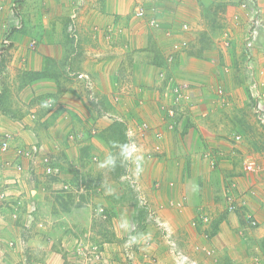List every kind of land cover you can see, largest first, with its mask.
Returning <instances> with one entry per match:
<instances>
[{
  "label": "rangeland",
  "instance_id": "1",
  "mask_svg": "<svg viewBox=\"0 0 264 264\" xmlns=\"http://www.w3.org/2000/svg\"><path fill=\"white\" fill-rule=\"evenodd\" d=\"M140 5L146 13L143 18L136 14ZM9 27L11 43L0 56V109L18 119L35 113L40 139L29 142L37 146L36 156H17L16 149L29 143H18L11 132L0 134V153L13 154L12 160L4 158L6 166L18 160L12 164L16 175L10 177L31 175L42 184L44 194L27 202L25 190L10 203L12 192L0 194V231L10 235L0 239V264H44L54 259L62 264H164L166 260L158 263L151 249V234L157 232L168 238L173 257L180 252L184 264H205L203 258L210 255L197 258L178 247L159 212L164 207H155L143 187L145 164L164 151L163 142L186 134H191L185 142L196 155L201 153L200 141L192 139L206 135L207 140L215 137L213 143L207 141L211 148L233 159V169L224 174L225 188L239 195L234 203L241 229L248 234L262 226L264 231V216L239 204L240 195L248 190L260 194L257 182L264 178V169L257 172L264 166V0H0V46ZM60 39L67 48L61 61L50 56L46 69L27 68L30 53L42 59V43ZM88 49L121 58L112 91L96 80L90 89L78 78L76 71L85 61L79 55ZM148 57L154 71L135 75V61ZM75 80L90 95L91 108L98 112L94 128L101 129L100 139L109 152L116 151L113 142L136 145L143 156L138 177L130 161L118 163L114 170L100 168L105 155L99 143L89 160H80L77 150L72 162L67 150L74 137L66 133L71 132L67 125L59 128V142L51 147L47 132L52 126L46 118L50 107L42 105L57 101L61 88ZM220 138L227 142L222 144ZM84 139L83 132L79 142ZM2 142L11 145L10 152L1 150ZM191 154L183 157L189 164ZM90 162L98 168L94 172ZM19 163L22 169L17 170ZM211 173H206L207 180L214 184L221 180L219 173L216 177ZM193 175L202 184L207 181L203 173L190 171L186 178ZM20 211L26 213L25 219ZM209 213L201 221L206 223ZM122 220L127 229L121 227ZM193 223L197 226L195 218ZM23 229L37 234L28 251L20 248L23 241L16 237ZM130 236H137V242L129 245ZM252 248L256 260L264 264V240L254 241ZM245 256L243 251L238 254L240 264ZM230 260V254H221L220 263Z\"/></svg>",
  "mask_w": 264,
  "mask_h": 264
},
{
  "label": "crops",
  "instance_id": "2",
  "mask_svg": "<svg viewBox=\"0 0 264 264\" xmlns=\"http://www.w3.org/2000/svg\"><path fill=\"white\" fill-rule=\"evenodd\" d=\"M54 43H42L40 49L45 47L44 50L42 49L43 54H40L42 55V59L39 57V54L30 53L27 68L32 70L46 69L49 65L48 60H50V56L61 61L66 55V44L61 39ZM69 47H71L70 43L68 45V48ZM81 56H83L85 61L80 64L79 70L76 72L87 74L92 83L96 80L104 85L106 84L107 88L112 91L114 89L113 79L117 78L119 74L121 58H112L109 56V53L107 54L105 51L94 54L93 49H88L85 53L79 55V57ZM152 62V59L149 57L142 61L136 60L133 73L137 75L142 71H154V68H151ZM81 86L82 85L75 80L74 83H70L64 88H61V97L57 101L49 103L50 108L46 115L48 124L52 126L47 132V138L50 139L52 148H55L53 144L59 142V133L62 132L59 129L60 127L67 125L71 130V132L66 131V133H70L69 135L72 134V137H74V143L70 140L71 146L69 150H67L69 153L71 151L70 155L73 159L72 162L76 160L77 150H80L78 153L80 160L87 161L89 160L88 158H90L89 155L92 156L95 154L93 149L96 150L95 146H97L98 143L101 146V154L106 155L110 149L108 145H105L100 139L101 129L98 128L97 130L94 128V126H97L98 112L95 108H91L89 103V99L91 100V98H88L90 95L89 93L83 92ZM39 120L40 118L33 112L18 119L5 114L0 109V134L8 132L14 133L17 142L20 144L37 142L38 139H40L39 129L37 128ZM92 131H98V133L94 135L95 137L91 135ZM83 132L85 139L79 142L83 136ZM187 137H191V134L179 135L173 141H168V143L167 141L165 143L163 142L164 151L158 154V157H156L154 161H148L143 167V171L146 173V175H144L145 182L143 183V187L146 185L148 194L152 198L155 207H164L161 208L159 212L161 213V217H163L168 224V227H170L172 238L177 242L180 249L187 253L190 252L191 255L197 258L202 255L206 256V254L210 255L208 256L210 259L203 258L205 264H223L220 263L222 253L230 254L231 260L228 264H240L241 260L238 254L242 251L246 253L244 264H263V262L256 260L258 255H253L255 251H253L252 248L254 241L259 242L264 240V231L260 229L262 226L258 228V230H254V232L250 231L248 234L241 229V218L238 217L235 212L237 205L234 203L236 201L234 200L235 197L238 199L237 196L239 195L233 193V188H225L228 182L224 174L227 173V169L229 171L233 169L234 164L231 163L233 159L231 160L227 153L224 155L220 153L217 147L211 148L210 144L208 145L207 141L212 143L215 141L214 136L207 140L206 135L205 137L196 135L192 139L194 142L200 141L199 148H201V153L197 155L194 153L191 146L185 142ZM34 138L36 139L35 141H33ZM220 140L222 144L227 142V140L223 138H220ZM174 142H176V146L173 145ZM27 145L24 144L22 146ZM84 145L87 146L85 149H82ZM187 153H192L189 157L191 158V164L186 162V159L183 158ZM4 158H11L12 160L13 154L12 156L11 154L7 156L0 153V194L3 193V191L8 193L12 192L13 194H10L11 196H9V198L13 197V199L9 201V203L15 202L14 199H19L20 194L24 193L25 190L28 194L26 199L27 202H31L30 199H32V201L42 199L44 194L42 184L36 181L31 175L21 177L18 180L10 177L16 175L15 168H12L15 166L12 164L18 160H13L12 163H8L9 166H6L5 163H3ZM90 163L89 167L92 169V172L98 169L92 162ZM197 166H199V169H197ZM262 169H264V166L257 168V172L262 171ZM187 171L196 172L197 174L203 173L202 176L203 178L205 177L206 180L207 172H213L211 174H214L215 177L216 174L219 173L221 180H215V184L212 183V180H207L208 182L204 180L202 184L199 178H197V180L193 179L195 175H193L191 179L189 177L187 179ZM173 174L176 176H173ZM257 184H259L258 186L261 190L260 194L254 196L251 193L253 189L248 190L245 194L240 195L239 198L241 199H239V204L246 205L253 213L255 211L258 216L263 217L264 178L257 182ZM226 190L229 194H227L228 192H226ZM226 195H228L229 202H227V200L225 201ZM208 211H210L209 218H205V221H207L205 223L201 220ZM24 214L26 213L20 211V218ZM27 214L29 215L30 213ZM30 215L33 216V214ZM8 216L10 215H5L6 218H8ZM193 218H195L197 226H195L196 224L194 223L192 224ZM204 223L206 226L203 225ZM215 226H217L216 229ZM3 236L9 237L10 235L6 231H0V239ZM151 236L154 241V246L151 248L153 251L152 253H154V256L159 260L158 263H162L166 260L164 264H172V262L177 261L170 252L168 238L166 236L163 237L162 234L158 232L151 234ZM16 237H20L23 241L20 248L28 251L35 241L34 238H37V234H35L33 230L23 229L16 233ZM36 243L41 245L39 240H37ZM48 244L51 243L47 242L46 245ZM62 263L63 262H60L59 259H54L50 261V263L44 264ZM177 263L179 264L178 261Z\"/></svg>",
  "mask_w": 264,
  "mask_h": 264
},
{
  "label": "clouds",
  "instance_id": "3",
  "mask_svg": "<svg viewBox=\"0 0 264 264\" xmlns=\"http://www.w3.org/2000/svg\"><path fill=\"white\" fill-rule=\"evenodd\" d=\"M42 106L48 107L49 105L47 103H43ZM112 147L116 149V151L108 152L105 155L104 160L100 162L99 167L102 169L114 170L117 167L118 163L123 165L125 162L130 161L134 165V175L138 177L143 170V156L139 154L136 145L132 142H113ZM121 227L127 229V222L122 220ZM137 240V236H130L128 244L130 245L131 243H135L137 242Z\"/></svg>",
  "mask_w": 264,
  "mask_h": 264
},
{
  "label": "built area",
  "instance_id": "4",
  "mask_svg": "<svg viewBox=\"0 0 264 264\" xmlns=\"http://www.w3.org/2000/svg\"><path fill=\"white\" fill-rule=\"evenodd\" d=\"M136 14L140 18L141 17L143 18L145 16L146 13H145L144 7L142 5H140V8H137ZM152 19L154 20V18H152ZM11 34H12V27H9L8 28V32H7L5 38L3 39L2 44L0 46V56L10 46V43H11V37L10 36H11ZM176 46L178 47L179 44H177ZM78 78L85 80L86 83L88 84L87 86L90 89L93 88V83H92L90 77L87 74L79 73L78 74ZM187 86H188L187 84L184 85V87H187ZM262 121L264 122V119H262ZM2 143H3V145L1 146V150L2 151H4V152L11 151L12 147H11L10 144H8V142H2ZM157 148H159V146ZM37 152H38V148H37V146L35 144H31L29 146H20L15 151L17 156H25V155L36 156ZM16 168H17V170H20V169H22V165L19 163L18 165H16ZM253 223L255 225L256 221H253ZM175 251L176 250L174 249V252ZM179 254H180V252L176 253L175 254V258L180 264H184L186 258H183L182 256L178 257ZM181 258H182V261L180 262ZM190 262H191V264H198V262H196V261H190Z\"/></svg>",
  "mask_w": 264,
  "mask_h": 264
}]
</instances>
